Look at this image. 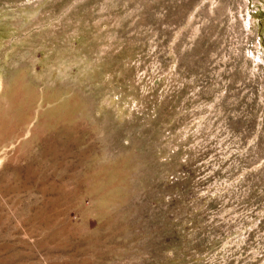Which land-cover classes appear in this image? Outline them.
I'll return each mask as SVG.
<instances>
[{
	"label": "rangeland",
	"instance_id": "obj_1",
	"mask_svg": "<svg viewBox=\"0 0 264 264\" xmlns=\"http://www.w3.org/2000/svg\"><path fill=\"white\" fill-rule=\"evenodd\" d=\"M0 264H264V0H0Z\"/></svg>",
	"mask_w": 264,
	"mask_h": 264
}]
</instances>
